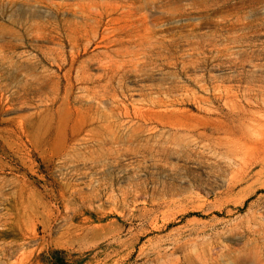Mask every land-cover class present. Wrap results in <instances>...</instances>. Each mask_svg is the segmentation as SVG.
<instances>
[{
    "label": "rangeland",
    "instance_id": "rangeland-1",
    "mask_svg": "<svg viewBox=\"0 0 264 264\" xmlns=\"http://www.w3.org/2000/svg\"><path fill=\"white\" fill-rule=\"evenodd\" d=\"M52 262L264 264V0H0V264Z\"/></svg>",
    "mask_w": 264,
    "mask_h": 264
},
{
    "label": "bare ground",
    "instance_id": "bare-ground-1",
    "mask_svg": "<svg viewBox=\"0 0 264 264\" xmlns=\"http://www.w3.org/2000/svg\"><path fill=\"white\" fill-rule=\"evenodd\" d=\"M132 15H133V14H132ZM130 17H131V16H130ZM115 18H116V17H115ZM237 18H238V17H237ZM94 19H95V18H94ZM94 19H93V20H94ZM125 19H126V18H125ZM144 19H145V18H144ZM115 20H116V19H115ZM115 20H114V21H115ZM120 20H121V19H120ZM133 20H134V18H133ZM136 20H137V19H136ZM89 21H90V20H89ZM95 21H97V20H95ZM114 21H113V22H114ZM118 21H119V20H118ZM144 21H145V20H143V22H144ZM87 22H88V20H87ZM91 22H92V21H91ZM120 22H122V21H120ZM125 22H128V21H125ZM134 22H135V21H134ZM250 22H251V21H250ZM85 23H86V22H85ZM92 23H93V22H92ZM115 23H116V22H115ZM132 23H133V21H132ZM144 23H145V22H144ZM144 23H143V25H145ZM247 23H248V22H247ZM82 24H84V23H82ZM127 24H128V23H127ZM129 24H130V22H129ZM129 24H128L127 26H129ZM133 24H134V23H133ZM135 24H137V22H136ZM140 24H142V23H140ZM154 24H155V23H154ZM85 25H87V24H84L83 28L85 27ZM88 25L91 26L90 23H89ZM96 25H97V24H96ZM116 25H117V24H115V26H116ZM119 25H120L121 28L123 27L122 23H121V24L119 23ZM125 25H126V24H125ZM146 25H147V22H146ZM112 26H113V25H112ZM141 26H142V25H141ZM141 26H140V27H141ZM147 27H148V26H147ZM85 28H86V27H85ZM85 28H84V29H85ZM98 28H99V27H97V30H98ZM107 28H108V27H107ZM109 28H110V27H109ZM109 28H108V29H109ZM112 28H113V27H112ZM114 28H115V27H114ZM118 28H119V27H118ZM125 28H127V27H125ZM129 28H130V27H129ZM131 28H132V27H131ZM131 28H130V29H131ZM134 28H135V26H134ZM134 28H132V30H133ZM141 28H142V27H141ZM145 28H146V27H145ZM150 28H151V27H150ZM86 29H87V28H86ZM93 29H94V28H93ZM116 29H117V28H116ZM136 29H139V28H136ZM148 29H149V27H148L147 29H144V30H146L145 32H147ZM111 30H112V29H111ZM113 30H114V29H113ZM121 30H123V29H120V31H121ZM124 30H125V29H124ZM124 30H123L122 32H124ZM140 30H141V29H140ZM151 30H152V29H151ZM151 30H149V33H151V32H150ZM116 31H117V30H116ZM142 31H143V29H142ZM94 32H95V31H94ZM94 32H93V33H94ZM118 32H119V31H118ZM118 32H116V33H118ZM127 32H128V31H127ZM131 32H132V31H131ZM137 32H138V31H136V34H138ZM140 32H141V31H140ZM140 32H139V33H140ZM152 32H153V31H152ZM81 33H82V32H81ZM93 33H92V34H93ZM107 33H108V31H107ZM107 33H105V34H107ZM132 33H133V32H132ZM132 33H131V34H132ZM142 33L144 34V37H145V33H144V32H142ZM142 33H141V34H142ZM111 34L113 35L112 32H111ZM111 34H109V35H111ZM126 34H127V33H126ZM128 34H129V33H128ZM131 34H130V36H131ZM136 34H135V35H136ZM143 34H142V35H143ZM151 34H152V33H151ZM93 35H95V34H93ZM102 35H103V34H102ZM146 35H147V33H146ZM152 35H153V34H152ZM104 36H106V35H103L102 37H104ZM107 36H108V35H107ZM118 36H120V35H118ZM118 36H117V37H118ZM122 36H123V35H122ZM128 36H129V35H127L126 38H128ZM130 36H129V37H130ZM138 36L141 38L140 35H138ZM84 37H85V36H84ZM95 37H96V36H95ZM102 37H101V38H102ZM139 37H138V38H139ZM153 37H155V36L153 35ZM93 38H94V37H93ZM107 38H109V37H107ZM107 38H104V39H107ZM120 38L122 39V37H120ZM120 38H119V39H120ZM123 38H124V37H123ZM149 38H150V36H149ZM149 38H148V39H149ZM151 38H152V37H151ZM160 38H161V37H160ZM236 38H237V37H236ZM75 39H76V38H75ZM87 39H88V38H87ZM112 39L115 40V37H113ZM112 39H108V40H112ZM119 39H118V40L116 39V40L119 41ZM132 39H133V38H132ZM132 39H131V41H132ZM141 39H142V38H141ZM146 39H147V38H146ZM146 39H145V40H146ZM148 39H147L146 41H144V42L147 43V42L149 41ZM158 39H159V38H158ZM158 39H157V41H158ZM116 40H115V42L118 43ZM134 40H135V39H133V41H134ZM139 40H140V39H139ZM143 40H144V39H143ZM143 40H141V41H143ZM161 40H162V39H161ZM165 40H166L165 42H167V39H165ZM174 40H175V39H174ZM235 40H236V39H235ZM77 41H78V40H77ZM87 41H89V40H87ZM122 41H123V40H121L120 42H122ZM128 41H129V40H128ZM171 41H172V39H171ZM171 41H170V42H171ZM115 42H114V43H115ZM149 42H151V41H149ZM153 42H155V41H153ZM160 42H162V41H160ZM168 42H169V41H168ZM168 42H167V43H168ZM190 42H191V41H189V43H190ZM193 42H194V41H193ZM76 43H78V42H75V43H73V44L76 45ZM106 43H109V42H106ZM125 43H127V41H126ZM135 43H136V42H135ZM137 43H138V42H137ZM146 43H145V45H146ZM151 43H152V42H151ZM156 43H157V42H156ZM163 43H164V42H162V44H163ZM173 43H174V41H173ZM177 43H178V41H177ZM186 43H187V42H186ZM195 43H196V41H195ZM195 43H194V44H195ZM78 44H80V43H78ZM109 44H110V43H109ZM120 44H121V43H120ZM123 44H124V43H123ZM162 44H161V45H162ZM169 44H170V43H169ZM171 44H172V43H171ZM178 44H179V43H178ZM80 45H81V44H80ZM102 45H103V44H102ZM112 45H113V44H112ZM130 45H131V43H130ZM132 45H134V44H132ZM137 45H138V44H137ZM139 45H141V44H139ZM147 45H148V44H147ZM152 45H153V43H152ZM152 45L150 44L149 46H152ZM158 45H159V44H158ZM161 45H160V46H161ZM172 45H173V44H172ZM175 45H176V44H175ZM195 45H196V44H195ZM202 45H203V44H202ZM97 46H98V45H97ZM97 46H96V47H97ZM106 46H107V45H106ZM115 46H116V45H115ZM117 46H119V44H118ZM127 46H129V43H128ZM127 46H125V47H127ZM134 46H135V45H134ZM142 46H143V44H142ZM160 46H158V47H160ZM166 46H168V45H166ZM177 46H178V45H176V47H177ZM187 46H188V43H187ZM189 46H190V45H189ZM196 46H198V45H196ZM199 46H200V44H199ZM212 46H213V45H212ZM223 46H225V45H223ZM223 46H222V49H223ZM74 47H75V46H74ZM81 47H82V46H81ZM120 47H121V46H120ZM125 47H124V49H121V51H122L123 53H126V52L123 51V50H125ZM156 47H157V46H156ZM192 47H193V45H192ZM192 47H191V48H192ZM76 48H77V47H76ZM76 48H74V49H76ZM83 48H84L83 50H85V46H84ZM86 48H87V47H86ZM108 48H109V46H108ZM111 48H112V47H111ZM114 48H115V47H114ZM122 48H123V47H122ZM131 48H133V46H132ZM134 48H135V47H134ZM134 48H133V49H134ZM150 48H151V47H149V49H150ZM154 48H155V47H154ZM154 48H153V49H154ZM164 48H165V47H164ZM164 48H163V49H164ZM193 48L195 49V47H193ZM196 48H198V47H196ZM201 48H202V47H201ZM103 49H104V48H103ZM119 49H120V48H119ZM119 49H118V50H119ZM133 49H132V51H133ZM136 49H137V48H136ZM138 49H139V47H138ZM161 49H162V47H161ZM163 49H162V51L160 50V52L163 53ZM166 49H168V48L166 47ZM166 49H165L164 51H167ZM189 49H190V47H189ZM198 49H199V48H198ZM215 49H216V48H215ZM217 49H218V47H217ZM222 49H221V50H222ZM225 49H226V46H225ZM81 50H82V49H81ZM139 50H140V49H139ZM144 50H145V49H144ZM192 50H193V49H192ZM218 50H219V49H218ZM75 51H76V50H75ZM102 51H103V50H102ZM104 51H107V50H104ZM114 51H115V49H114ZM125 51H127V50H125ZM129 51H131V50H129ZM151 51H152V50H151ZM170 51H171V50H170ZM197 51H198V50H197ZM201 51H202V50H201ZM76 52H77V51H76ZM116 52H119V54H120V51H116ZM127 52H128V51H127ZM167 52H168V51H167ZM173 52H174V51H173ZM176 52H177V51H176ZM194 52H195V50H194ZM194 52H193V53H194ZM82 53H83V52H82ZM102 53H103V52H102ZM107 53H108V52H107ZM155 53H156V52H155ZM158 53H159V52H158ZM158 53H157V54H158ZM174 53H175V52H174ZM189 53H191V51H189ZM71 54H72V53H71ZM99 54H101V53H99ZM121 54H122V53H121ZM127 54H128V53H127ZM129 54H130V53H129ZM135 54H136V52H135ZM139 54H140V53H139ZM182 54H183V53H182ZM185 54H186V53H185ZM197 54H198V53H197ZM75 55H76V54H75ZM123 55H125V54H123ZM153 55H154V54H153ZM158 55H159V54H158ZM164 55H165V53L163 54V56H164ZM173 55H174V54H173ZM193 55H194V54H193ZM193 55H192V56H193ZM219 55H220V54H219ZM71 56H72V55H70V57H71ZM102 56H104V54H103ZM102 56H101V57H102ZM108 56H109V55H108ZM133 56H135V55H133ZM144 56H145V55H143V57H144ZM148 56H149V55H148ZM148 56H146V57L148 58ZM151 56H152V55H151ZM159 56H162V55H159ZM159 56H157V57H159ZM163 56H162V57H163ZM181 56H182V55H181ZM183 56L185 57V59H187V57H186L185 55H183ZM190 56H191V55H189L188 57H190ZM76 57H77V56H76ZM80 57H81V56H80ZM92 57H94V55H93ZM95 57H96V56H95ZM97 57H98V56H97ZM114 57H115V56H114ZM122 57H123V56H122ZM143 57H142V58H143ZM146 57H144V58L146 59ZM152 57H153V56H152ZM162 57H161V58H162ZM164 57H165V56H164ZM167 57H169V56H168L167 53H166V59H168ZM172 57H173V56H172ZM194 57H195V56H194ZM73 58H74V57H73ZM99 58H100V57H99ZM108 58H109V57H108ZM127 58H128V57H127ZM170 58H171V56H170ZM170 58H169V60H170ZM182 58H183V57H182ZM192 58H193V57H192ZM196 58H197V56H196ZM86 59H88V56H87V58L83 59V61L86 60ZM100 59H101V58H100ZM103 59H105V56H104ZM120 59H121V58H120ZM122 59H123V58H122ZM128 59H129V58H128ZM117 60H118V59H117ZM124 60H125V59H124ZM124 60H123V61H124ZM131 60H133V59H131ZM139 60H141L140 57H139ZM143 60H144V59H143ZM150 60H151V59H150ZM150 60H149V61H150ZM181 60H182V59H181ZM181 60H180V61H181ZM191 60H192V59H190V61H191ZM199 60H200V59H199ZM199 60H197V61H199ZM77 61H78V60H77ZM83 61H82V62H83ZM86 61H87V60H86ZM86 61H84V62H86ZM88 61H89V59H88ZM97 61H98V60H97ZM100 61H101V60H100ZM104 61H105V60H104ZM111 61H113V60H111ZM119 61H120V60H119ZM125 61H126V60H125ZM155 61H156V60H155ZM160 61H161V60H160ZM173 61H174V60H173ZM176 61H178V59H177ZM187 61H188V60H187ZM190 61H189V62H190ZM193 61H194V60H193ZM193 61H191L192 66H193V63H192ZM197 61H195V63H197ZM63 62H64V61L62 60V63H63ZM92 62H93V59H92L91 63H92ZM94 62H95V61H94ZM102 62H103V61H102ZM108 62H110V61L108 60ZM108 62H107V63H108ZM113 62H114L113 64H112V62H111V65L116 64L115 61H113ZM116 62H118V61H116ZM121 62H122V61H121ZM128 62H129V60H128ZM144 62H145V61H144ZM157 62H158V61H157ZM165 62H166V61H165ZM185 62H186V61H185ZM185 62H183L182 64H185ZM68 63H69V61H68ZM86 63H87V62H86ZM89 63H90V61H89ZM99 63H100V62H99ZM136 63H137V62H136ZM149 63H150V62H149ZM149 63H148V64H149ZM154 63H155V62H154ZM158 63H159V62H158ZM160 63H161V62H160ZM174 63L176 64L177 62H173V64H174ZM78 64H80V66H81V65L84 64V63H78ZM120 64H123V65H124V63H120ZM120 64H119V65H120ZM130 64H131V63H130ZM134 64H135V62H134ZM139 64H140V63H139ZM145 64H146V63H145ZM151 64H153V63H151ZM161 64H162V63H161ZM163 64H166V63H163ZM168 64H170L169 61H168ZM168 64H167V65H168ZM173 64H172V65H173ZM182 64H181V66L184 68V66H183ZM191 64L189 63L188 65H191ZM88 65H89V64H88ZM96 65H97V64H96ZM99 65H101V63H100ZM103 65H106V63H103ZM123 65H122V66H123ZM137 65H138V64H137ZM137 65H135V66H137ZM140 65H141V64H140ZM142 65H143V64H142ZM155 65H157V64H155ZM185 65H186V64H185ZM188 65H187V66H188ZM83 66H84V65H83ZM83 66H82V69H83ZM101 66H102V65H101ZM116 66H117V64L115 65V68H116ZM126 66H127V64H126ZM133 66H134V65H133ZM151 66H152V65H151ZM34 67H35V66H34ZM43 67H44V66H43ZM67 67H68V66H67ZM71 67H72V66H71ZM104 67H105V66H104ZM108 67H109V66H108ZM108 67H107V68H108ZM110 67H111V66H110ZM117 67H118V66H117ZM129 67H131V66H129ZM148 67H150V66H148ZM148 67H147V68H148ZM159 67H160V66H159ZM56 68H57V66L55 67V69H56ZM59 68H61V67H59ZM72 68H73V67H72ZM87 68H88V67H87ZM120 68H121V67H120ZM123 68H124V67H123ZM125 68H126V67H125ZM125 68H124L123 70H125ZM133 68H134V67H133ZM138 68H139V66H138ZM138 68H137V69H138ZM142 68H143V67H142ZM142 68H141V69H142ZM150 68H152V67H150ZM34 69H36V68H34ZM74 69H75V68H74ZM77 69H78V68H77ZM77 69H75V70H77ZM100 69H101V68H100ZM112 69H114V68H111L110 70H112ZM118 69H119V68H118ZM128 69H129V68H128ZM130 69H132V68H130ZM134 69L136 70V68H134ZM134 69L132 70V72L129 70V72H130V73H135L136 71H134ZM144 69H145V68H144ZM185 69H186V68H185ZM32 70H33V69H32ZM43 70H44V69H43ZM65 70H66V69H65ZM70 70H71V69H70ZM80 70H81V69H80ZM84 70H85V69H84ZM102 70H103V69H102ZM116 70H117V69H116ZM123 70H122V71H123ZM54 71H55V70H54ZM68 71H69V70H68ZM81 71H82V70H81ZM106 71H107V70H106ZM113 71H114V70H113ZM127 71H128V70H127ZM41 72H42V71H41ZM102 72H103V71H102ZM139 72H141V70H139ZM142 72H143V70H142ZM142 72H141V73H142ZM26 73H27V72H26ZM28 73H30V72H28ZM28 73H27V74H28ZM31 73H32V72H31ZM33 73H34V72H33ZM33 73H32V74H33ZM36 73H37V72H36ZM36 73H35V74H36ZM49 73H50V72H49ZM54 73H55V72H54ZM57 73H58V72H57ZM64 73H65V72H64ZM69 73H70V72H69ZM77 73H78V71H77ZM88 73H89V72H88ZM105 73H106V72H105ZM109 73H110V72H109ZM111 73H112V72H111ZM121 73H122V72H121ZM123 73H124V75H126V74H125V71H123ZM144 73H145V72H144ZM37 74L39 75V73H37ZM43 74H44V73H42V75H43ZM45 74H46V73H45ZM45 74H44V76H45ZM47 74H48V73H47ZM61 74H62V73H61ZM61 74H60V75H61ZM84 74H85V73H84ZM107 74H108V73H107ZM107 74H106V75H107ZM119 74H120V73H119ZM135 74H136V73H135ZM29 75H30V77H31V74H29ZM48 75H50V74H48ZM51 75H53V74H51ZM62 75H64V74H62ZM85 75H86V74H85ZM102 75H103V74H102ZM139 75H140V74H139ZM32 76H33V75H32ZM46 76H47V75H46ZM64 76H66V73H65ZM67 76H68V75H67ZM69 76H70V75H69ZM75 76H77V75H75ZM93 76H94V75H93ZM104 76H105V75H104ZM112 76H113V75H112ZM28 77H29V76H28ZM35 77H36V76H35ZM39 77H40V75H39ZM39 77H38V78H39ZM42 77H43V76H42ZM62 77H63V76H62ZM81 77H83V76H81ZM81 77L79 76V77H77V78H81ZM91 77H92V76H91ZM100 77H101V76H100ZM108 77H109V76H108ZM119 77H120V76H119ZM119 77H118V78H119ZM122 77H123V76H122ZM33 78H34V77H33ZM33 78H32V79H33ZM44 78H45V77H44ZM51 78H52V77H51ZM56 78H57V77H56ZM85 78H86V77H85ZM89 78H90V77H89ZM93 78H94V77H93ZM93 78H90V79H93ZM118 78H117V80H118ZM32 79H31V80H32ZM40 79H42V78H40ZM40 79L38 80L37 77H36V81H37V80L40 81ZM45 79H46V78H45ZM65 79H66V78H65ZM83 79H84V78H83ZM104 79H105V78H104ZM51 80H52V79H51ZM56 80H57V79H56ZM60 80H62V79L60 78ZM69 80H70V79H69ZM69 80H68V81H69ZM81 80H82V79H81ZM84 80H85V79H84ZM84 80H83V81H84ZM93 80H94V79H93ZM93 80H92V81H93ZM108 80H110V78H109ZM94 81H96V80H94ZM97 81H98V80H97ZM99 81H100V80H99ZM105 81H107V80H105ZM105 81L102 80V82H105ZM113 81H114V80H113ZM33 82H35V80H34ZM41 82H43V81H40V83H41ZM51 82H52V81H51ZM51 82H50V83H51ZM69 82H70V81H69ZM77 82H79V80H77ZM85 82H86V81H85ZM102 82H100L99 84H101ZM37 83H38V82H37ZM37 83H36V85H37ZM70 83H71V82H70ZM95 83H97V82H95ZM105 83H106V82H105ZM118 83H119V82H118ZM42 84H44V83H42ZM71 84H72V83H71ZM107 84H109V81H108ZM120 84H121V82H120ZM120 84H119V85H120ZM221 84H222V83H221ZM38 85H39L38 88H39V90H40L41 85H40V84H38ZM49 85H50V84H49ZM52 85H53V84H52ZM30 86H31V85H30ZM65 86H66V85H65ZM91 86H92V85H91ZM97 86H98V85H97ZM97 86H96V87H97ZM104 86H106V85H104ZM110 86H112V84H110ZM110 86H109V87H110ZM120 86H121V85H120ZM120 86H119V87H120ZM84 87H85V84H84ZM121 87H122V86H121ZM32 88H33V87H32ZM36 88H37V87H36ZM36 88H35V90H36ZM38 88H37V90H38ZM82 88H83V87H82ZM82 88H81V89H82ZM89 88H90V86H89ZM89 88H88V89H89ZM98 88H99V87H98ZM102 88L104 89V87H102ZM107 88H108V87H107ZM42 89H43V88H42ZM42 89H41V92H42ZM64 89H66V88H64ZM67 89H68V88H67ZM86 89H87V87H86ZM110 89H112V87H110L109 90H110ZM120 89H122V88H120ZM167 89H168V88H167ZM172 89H173V88H172ZM60 90H61V89H60ZM82 90L85 91V89H82ZM91 90H92V89H91ZM101 90H102V89H101ZM115 90H116V89H115ZM115 90H114V91H115ZM70 91H71V90H70ZM87 91H88V90H87ZM87 91H86V92H87ZM92 91H93V90H92ZM112 91H113V90H112ZM112 91H111V92H112ZM41 92H40V94H41ZM64 92H65V91H64ZM89 92H90V91H89ZM99 92H100V91H98L97 94H100ZM50 93H51V92H50ZM169 93H170V92H169ZM40 94H39V95H40ZM42 94H43V93H42ZM88 94H89V93H88ZM86 95H87V94H86ZM100 95H101V94H100ZM103 95L105 96L106 94H103ZM40 96H41V95H40ZM61 96H62V95H61ZM98 96H99V95H98ZM107 96H108V94H107ZM55 97H56V96H55ZM58 97H59V96H58ZM85 97H86V96H85ZM112 97H113V96H112ZM44 98H45V97H44ZM61 98H63V97H61ZM68 98H69V97H68ZM70 98H71V97H70ZM78 98H79V97H78ZM80 98H81V96H80ZM80 98H79V99H80ZM97 98H98V97H97ZM97 98H96V99H97ZM103 98H105V97H103ZM107 98L109 99V97H107ZM159 98H160V97H159ZM59 99H60V98H59ZM65 99H66V98H65ZM75 99H76V98H75ZM83 99H84V98H83ZM110 99H112V98H110ZM176 99H177V98H176ZM85 100H86V99H85ZM98 100H99V99H98ZM115 100H116V99H115ZM151 100H152V98H151ZM163 100H164V99H163ZM163 100H162V101H163ZM181 100H182V99H181ZM55 101H56V100H55ZM62 101H63V100H62ZM76 101H77V100H76ZM80 101H81V100H80ZM117 101H118V100H117ZM146 101H148V100H146ZM155 101H156V99H155ZM167 101H168V100H167ZM182 101H183V100H182ZM90 102H91V101H90ZM90 102H88V104H89ZM110 102H111V101H110ZM112 102L114 103V101H112ZM124 102H125V101H124ZM50 103H51V102H50ZM52 103H53V102H52ZM64 103H65V102H64ZM115 103H116V102H115ZM115 103H114V104H115ZM120 103H121V102H120ZM149 103H150V102H148V104H149ZM160 103L163 104L161 101H160ZM62 104H63V103H62ZM84 104H85V102H84ZM114 104H111V106L113 105V106H116V107H117V105H116V104L114 105ZM150 104H151V103H150ZM52 105H53V104H52ZM60 105H61V104H60ZM86 105H87V103H86ZM86 105H85V106H86ZM89 105H90V104H89ZM92 105H93V106H94V105L97 106V104H91V106H92ZM109 105H110V104H109ZM121 105H122V104H121ZM159 105H160V104H159ZM70 106H71V105H70ZM81 106H82V105H81ZM131 106H132V105H131ZM153 106H154V105H153ZM51 107H52V106H51ZM71 107H72V106H71ZM76 107H77V106H76ZM88 107H89V106H88ZM100 107H101V106H100ZM120 107H121V106H120ZM136 107H138V106H136ZM45 108H46V107H45ZM73 108H74V107H73ZM78 108H79V107H78ZM97 108H99V107L97 106ZM109 108H111V107H109ZM125 108H127V107H125ZM125 108H124V110H125ZM138 108H139V107H138ZM79 109H80V108H79ZM90 109H91V107H90ZM94 109H95V108H94ZM113 109H114V108H113ZM113 109H112L110 112H112ZM117 109H118V108H117ZM122 109H123V108H122ZM133 109H135V107H134ZM139 109H141V108H139ZM86 110H88V109H86ZM95 110H96V109H95ZM124 110H123V111H124ZM88 111H89V110H88ZM88 111H87V112H88ZM97 111H98V110H97ZM119 111H120V110H119ZM132 111H133V110H132ZM53 112H54V111H53ZM76 112H77V111H76ZM81 112H82V111H81ZM134 112H136V111L134 110ZM134 112H133V115H134ZM83 113H84V112H83ZM85 113H86V112H85ZM116 113H119V112H116ZM138 113H139V112H138ZM141 113H143V111H142ZM77 114H78V113H77ZM126 114H128V113H126ZM130 114H132V113H130ZM135 114H136V113H135ZM81 115H83V114H81ZM87 115H88V114H87ZM91 115H92V114H90V116H91ZM93 115H95V114H93ZM117 115H118V114H117ZM121 115H122V114H121ZM124 115H125V113H124ZM133 115H131V116H133ZM52 116H53V115H52ZM79 116H80V114H79ZM84 116H85V115H84ZM88 116H89V115H88ZM118 116H120V115H118ZM138 116H139V115H138ZM142 116H143V114H142ZM80 117H81V116H80ZM92 117H95V116H92ZM92 117H90V118H92ZM121 117H122V116H121ZM124 117H125V116H124ZM143 117H144V116H143ZM86 118H87V117H86ZM125 118H127V117H125ZM133 118H134V117H133ZM135 118H136V117H135ZM81 119H82V118H81ZM94 119L96 120V118H94ZM138 119H139V118H138ZM138 119H137V120H138ZM144 119H145V118H144ZM144 119H143V120H144ZM100 120H101V119H100ZM143 120H142V121H143ZM88 121H89V120H88ZM120 121H121V120H120ZM86 122H87V121H86ZM92 122H93V121H92ZM80 123H82V120H81V121L79 120V124H80ZM96 123H97V122H96ZM100 123H101V122H99L98 124H100ZM112 123H113V122H112ZM121 123H122V122H121ZM115 124H116V123H115ZM84 125H85V124H84ZM79 126H80V125H79ZM119 126H120V125H119ZM168 126H169V125H168ZM78 128H79V127H78ZM78 128H77V129H78ZM81 128H82V127H81ZM112 128H113V126H112ZM114 128H115V126H114ZM114 128H113V131H114L115 129H117V128H115V129H114ZM151 128H153V127H151ZM151 128H150V129H151ZM79 129H80V128H79ZM121 129H122V128H121ZM121 129H120V130H121ZM151 130H152V129H151ZM83 131H85V130H83ZM103 131H104V130H103ZM107 131H108V130H107ZM105 132H106V131H105ZM114 132H115V131H114ZM151 132H153V130H152ZM151 132H150V133H151ZM75 133H76V131H75ZM75 133H73V134H75ZM81 133H82V132H81ZM85 133H86V131H85ZM87 133H88V131H87ZM109 133H110V132H109ZM115 133H116V132H115ZM119 133H121V131H119ZM119 133H118V134H119ZM79 134H80V133H79ZM102 134H103V133H102ZM102 134H101V135H102ZM106 134H107V133H106ZM137 134H138V133H137ZM152 134H153V133H152ZM82 135H83V134H82ZM108 135H109V134H108ZM110 135H112V134H110ZM121 135H122V134H121ZM77 136H78V135H77ZM90 136H91V135H90ZM97 136H98V135H97ZM103 136H104V134H103ZM105 136H106V135H105ZM113 136H114V135H113ZM115 136H116V135H115ZM119 136H120V134H119ZM126 136H127V135H126ZM130 136H131V134H130ZM130 136H128V138H129ZM86 137H87V136H86ZM88 137H89V136H88ZM111 137H112V136H111ZM132 137H133V136H132ZM78 138H79V137H78ZM80 138H82V137H80ZM96 138H97V137H96ZM99 138H100V137L98 136V142H97V144H99V142L102 141V139H103V137H102V139L99 141ZM106 138H107V137H105L104 139L106 140ZM135 138H136V137H135ZM73 139H74V138H73ZM85 139H86V138H85ZM89 139H91V138H89ZM107 139H108V138H107ZM115 139H117V138H115ZM119 139H120V137H119ZM121 139H123V138H121ZM94 140H95V139H94ZM109 140H111V139H109ZM113 140H114V139H113ZM135 140H136V139H135ZM74 141H75V140H74ZM81 141H82V140H81ZM83 141H84V140H83ZM88 141H89V140H88ZM96 141H97V140H96ZM111 141H112V140H111ZM78 142H79V141H78ZM86 142H87V140H86ZM90 142L92 143L93 140L90 141ZM94 142H95V141H94ZM114 142H115V141H114ZM72 143H74V142H72ZM72 143H71V144H72ZM75 143H76V142H75ZM75 143H74V144H75ZM95 143H96V142H95ZM103 143H104V142H103ZM112 143H113V141L111 142V144H112ZM84 144H85V143L81 144L82 146H81V145H80V146L83 147ZM72 145H73V144H72ZM72 145H71V146H72ZM75 145H77V144H75ZM93 145H94V144H93ZM93 145H91V146L93 147ZM100 145H101V147H102L104 144L102 145V143H101ZM108 145H110V144H108ZM144 145H145V144H144ZM67 146H68V145H67ZM67 146H66V147H67ZM77 146H78V145H77ZM97 146H98V145H97ZM110 146H111V145H110ZM110 146H109V147H110ZM129 146H130V145H129ZM84 147H85V146H84ZM84 147H83V148H84ZM87 147H88V146H87ZM104 147H105V146H104ZM107 147H108V146H107ZM71 148H72V147H71ZM75 148H77V147H75ZM85 148H86V147H85ZM88 148H89V147H88ZM115 148H116V147H115ZM119 148H120V147H119ZM129 148H130V147H129ZM137 148H138V147H137ZM67 149H69V148H67ZM94 149L98 151V148L96 149V147H95ZM102 149H103V148H102ZM102 149H101V150H102ZM106 149H108V148H106ZM120 149H122V148H120ZM130 149H131V148H130ZM133 149H134V148H133ZM71 150H72V149H71ZM71 150L69 151L70 153H71ZM73 150H74V148H73ZM79 150H82V149L80 148ZM79 150H78V152H80ZM92 150H93V148L91 149V151H92ZM144 150H145V149H144ZM91 151H89V152H91ZM93 151H94V150H93ZM93 151H92V152H93ZM97 151H96V152L94 151V152L97 153ZM102 151H103V150H102ZM135 151H137V150L135 149ZM141 151H142V149H141ZM145 151H146V150H145ZM74 152H75V151H74ZM92 152H91V153H92ZM126 152H127V151H126ZM137 152H138V151H137ZM142 152H143V151H142ZM70 153H68V157H69V158H70V155H69ZM84 153H85V152H84ZM102 153H104V152H102ZM102 153H100V155H101ZM106 153L108 154V152H106ZM147 153H148V152H147ZM59 154H61V153H59ZM62 154H63V152H62ZM62 154H61V155H62ZM64 154H65V152H64ZM71 154H72V153H71ZM75 154H76V155H75ZM75 154H74V155L77 156V153H76V152H75ZM118 154H119V153H118ZM120 154H121V153H120ZM136 154H137V153H136ZM138 154H139V153H138ZM85 155H86V154H85ZM93 155H94V156H93ZM93 155L88 156V154H87V156L90 157V158H91V156H93V161H94V160H95V159H94V158H95V154H93ZM104 155H106V154L104 153ZM108 155H109V154H108ZM121 155H122V154H121ZM124 155H125V154H124ZM140 155H141V154H140ZM151 155H152V154H151ZM62 156H63V155H62ZM71 156H72V155H71ZM81 156H82V155H81ZM98 156H99V155H98ZM102 156H103V154H102ZM102 156H101V157H102ZM118 156H119V155H118ZM144 156H145V155H143V157H144ZM59 157H60V156H59ZM72 157H73V156H72ZM72 157H71V158H72ZM88 157H87V158H88ZM108 157H109V156H108ZM108 157H107V158H108ZM65 158H66V157H65ZM116 158H117V157H116ZM60 159H61V158H60ZM74 159H77V158L74 157ZM74 159H73V160H74ZM88 159H89V158H88ZM97 159H98V158H97ZM117 159H118V158H117ZM119 159H121V158H119ZM89 160H90V159H89ZM109 160H111V159H109ZM112 160H113V158H112ZM65 161H66V160H65ZM65 161H63V162H65ZM67 161H68V160H67ZM70 161H71V160H70ZM77 161H79V160H77ZM90 161H91V160H90ZM116 161H117V160H116ZM88 162H89V161H88ZM95 162H96V160H95ZM97 162H98V160H97ZM97 162H96V163H97ZM102 162H103V161H101V163H102ZM60 163H61V162H60ZM89 163H90V162H89ZM107 163H108V162H107ZM114 163H115V161H114ZM66 164H67V163H66ZM91 164H92V163H91ZM103 164H104V162H103ZM105 164H106V163H105ZM64 165H65V164H64ZM86 165H89V164H86ZM106 165H107V164H106ZM115 165H116V164H115ZM59 166H60V165H59ZM92 166H93V164H92ZM95 166H96V165H94V167H95ZM98 166H99V165H98ZM87 167H88V166H87ZM94 167H93V168H94ZM96 167H97V166H96ZM100 167H101V165H100ZM107 167H108V166H107ZM71 169H72V168H71ZM76 169H77V168H76ZM73 170H74V167H73ZM91 170H92V168H91ZM91 170H90V171H91ZM97 170H98V169H97ZM97 170H96V171H97ZM70 171H71V170H70ZM82 171H83V170H82ZM88 171H89V167H88ZM100 171H101V170H100ZM105 172H106V171H105ZM99 173H100V172H99ZM84 174H85V173H84ZM97 174H98V173H97ZM104 176H105V175H104ZM105 177H106V176H105ZM105 177H103V178H105ZM106 178H107V177H106ZM108 178H109V180L111 179L110 176H109ZM113 179H114V178H113ZM99 180H100V179H99ZM109 180H108V184H109ZM90 182H91V181H90ZM102 182H103V180L101 181V183H102ZM105 182H107V180H106ZM99 184H100V183H99ZM103 184H104V183H103ZM72 185H73V184H72ZM90 186H91V185H90ZM108 186H109V185H108ZM112 186H113V185H112ZM77 187H78V186H77ZM101 187H102V186H101ZM104 187H105V186H104ZM109 187H110V186H109ZM109 187H107V188L110 189ZM71 188H72V187H71ZM74 188H75V187H74ZM97 188H98V187H97ZM107 188H106V189H107ZM112 189H113V188H112ZM74 190H75V189H74ZM77 190H78V189H77ZM79 190H80V188H79ZM97 190H98V189H97ZM110 190H111V189H110ZM80 191H81V190H80ZM114 191H115V190H114ZM122 191L124 192L125 190H122ZM122 191H121V192H122ZM69 192H70V191H69ZM77 192H78V191H77ZM93 192H94V191H93ZM126 192H127V191H126ZM126 192H125V193H126ZM97 193H98V192H97ZM127 194H128V192H127ZM125 195H126V194H125ZM95 196H96V195H95ZM70 197H71V196H70ZM72 197H73V196H72ZM78 198H79V197H78ZM82 198H83V197H82ZM116 199H117V198H116ZM124 199H125V198H124ZM67 200H68V199H67ZM109 201H110V200H109ZM116 201H117V200H116ZM112 202H113V201H112ZM114 202H115V201H114ZM118 202H119V200H118ZM112 204H113V203H112ZM114 205H115V204H114ZM116 205H117V204H116ZM112 207L114 208L113 205H112ZM115 208H116V207H115ZM65 215H66V214H65ZM66 216H67V215H66ZM63 219H64V218H63Z\"/></svg>",
    "mask_w": 264,
    "mask_h": 264
},
{
    "label": "trees",
    "instance_id": "trees-1",
    "mask_svg": "<svg viewBox=\"0 0 264 264\" xmlns=\"http://www.w3.org/2000/svg\"><path fill=\"white\" fill-rule=\"evenodd\" d=\"M52 263H53V264H58V263H56V262H55V263H54V262H52Z\"/></svg>",
    "mask_w": 264,
    "mask_h": 264
}]
</instances>
